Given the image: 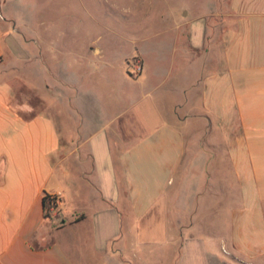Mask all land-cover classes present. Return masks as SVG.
I'll list each match as a JSON object with an SVG mask.
<instances>
[{"label":"crops","instance_id":"0c3cea01","mask_svg":"<svg viewBox=\"0 0 264 264\" xmlns=\"http://www.w3.org/2000/svg\"><path fill=\"white\" fill-rule=\"evenodd\" d=\"M3 2L0 264H264V0L177 14L151 68L125 57L143 72L123 65L124 90L107 88L100 48L65 59L23 44ZM22 65H40L44 92L18 95Z\"/></svg>","mask_w":264,"mask_h":264},{"label":"rangeland","instance_id":"374dc122","mask_svg":"<svg viewBox=\"0 0 264 264\" xmlns=\"http://www.w3.org/2000/svg\"><path fill=\"white\" fill-rule=\"evenodd\" d=\"M206 1L6 0V6L2 3L4 16L1 21L10 32L21 37L23 44H28L38 52L42 49L55 50L56 56L60 55L66 59L70 55L83 54L87 49L100 48L104 58L111 62L109 69L114 76L107 88L112 83V86L124 90L126 80L123 79L121 67L124 65L129 71L132 69V62L143 63L140 55H135L126 62L125 57L140 51L146 60L145 67L151 68L155 62L154 52L162 45L169 47L177 14H183L191 6L195 13H202ZM166 58L170 60L169 52ZM83 61L85 59L82 57L81 64H78L79 72L81 79L87 84L85 87H90V77L84 71L89 68L85 67ZM33 67L38 69L40 65ZM27 68L24 65L18 66L17 70L12 72L16 75L17 93L23 97L31 83L38 85L43 91L40 87L42 80L38 76L40 72ZM75 68L79 69V66ZM94 70L97 71L96 68ZM128 71L127 76L130 74ZM100 76L98 73L97 82L101 79ZM102 86H105L104 82ZM37 96L38 94H35V97Z\"/></svg>","mask_w":264,"mask_h":264},{"label":"built area","instance_id":"2783aa9c","mask_svg":"<svg viewBox=\"0 0 264 264\" xmlns=\"http://www.w3.org/2000/svg\"><path fill=\"white\" fill-rule=\"evenodd\" d=\"M132 69H129L130 74L135 76L140 75L143 72V63L132 62ZM51 197V204L49 207V217L56 222L55 224H61L63 220V196L59 192L49 193ZM226 251V250H225Z\"/></svg>","mask_w":264,"mask_h":264},{"label":"trees","instance_id":"16d2710c","mask_svg":"<svg viewBox=\"0 0 264 264\" xmlns=\"http://www.w3.org/2000/svg\"><path fill=\"white\" fill-rule=\"evenodd\" d=\"M51 204V197L48 193H45L43 196V208H44V214L45 216L49 217V207Z\"/></svg>","mask_w":264,"mask_h":264}]
</instances>
